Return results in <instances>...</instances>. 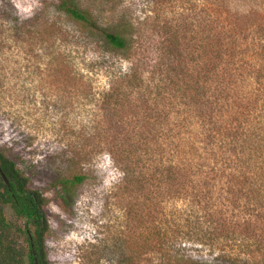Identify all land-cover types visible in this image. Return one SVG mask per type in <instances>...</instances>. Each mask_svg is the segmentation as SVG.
<instances>
[{
    "label": "rangeland",
    "instance_id": "rangeland-1",
    "mask_svg": "<svg viewBox=\"0 0 264 264\" xmlns=\"http://www.w3.org/2000/svg\"><path fill=\"white\" fill-rule=\"evenodd\" d=\"M74 2L131 48L0 0V152L44 197L48 263L264 264V0Z\"/></svg>",
    "mask_w": 264,
    "mask_h": 264
},
{
    "label": "trees",
    "instance_id": "trees-1",
    "mask_svg": "<svg viewBox=\"0 0 264 264\" xmlns=\"http://www.w3.org/2000/svg\"><path fill=\"white\" fill-rule=\"evenodd\" d=\"M57 8L88 29L99 31L111 48L123 51L131 48L129 37L122 32L101 28L74 0H58ZM0 169L7 180L5 183L0 175V264H49L44 253V238L48 229L44 197L30 188L27 177L1 152ZM132 174L130 167H124L125 182ZM260 176L254 174L255 183L264 193V180ZM82 180V176L72 175L62 178L59 185L62 192L68 193Z\"/></svg>",
    "mask_w": 264,
    "mask_h": 264
},
{
    "label": "water",
    "instance_id": "water-1",
    "mask_svg": "<svg viewBox=\"0 0 264 264\" xmlns=\"http://www.w3.org/2000/svg\"><path fill=\"white\" fill-rule=\"evenodd\" d=\"M0 175L3 178L4 182L7 183V180H6L5 176H4V174L2 173L1 169H0Z\"/></svg>",
    "mask_w": 264,
    "mask_h": 264
}]
</instances>
